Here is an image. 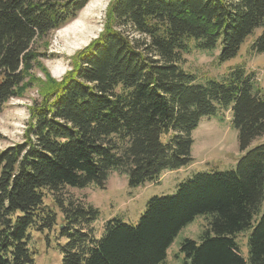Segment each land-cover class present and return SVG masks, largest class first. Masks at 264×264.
I'll use <instances>...</instances> for the list:
<instances>
[{
	"label": "trees",
	"instance_id": "obj_1",
	"mask_svg": "<svg viewBox=\"0 0 264 264\" xmlns=\"http://www.w3.org/2000/svg\"><path fill=\"white\" fill-rule=\"evenodd\" d=\"M89 2L0 0V107L24 86L36 40L75 21ZM258 29L251 50L264 54V0H114L100 36L60 82L43 85L23 143L0 153V264H35L29 230L57 224L46 192L62 209V264H162L199 216L207 228L199 242H183L185 264H264V144L233 171L200 173L175 195L152 198L136 225L108 220L100 237L99 210L62 195L105 189L113 172L137 188L190 166L201 120L227 111L246 152L264 136L256 75L239 66L201 85L181 64L192 41L202 51L221 42L219 60L229 61ZM250 229L246 259L236 238Z\"/></svg>",
	"mask_w": 264,
	"mask_h": 264
},
{
	"label": "rangeland",
	"instance_id": "obj_2",
	"mask_svg": "<svg viewBox=\"0 0 264 264\" xmlns=\"http://www.w3.org/2000/svg\"><path fill=\"white\" fill-rule=\"evenodd\" d=\"M113 1L90 0L75 21L36 40L34 49L39 53V57L27 74L24 86H21L17 97L0 107V153L8 147L23 143L32 107L43 99V85H46L49 77L60 82L72 69L76 54L100 36L104 30L109 5ZM261 34L262 29H258L242 46L237 57L226 62L219 60L223 49L221 42L213 50L202 51L196 49L195 42L192 41L191 52L184 55L181 66L201 85L211 80H220L232 69L242 66L247 73L256 75L254 92L264 98V54H256L251 50ZM192 138L193 163L181 171L167 172L161 181L131 188L126 175L113 172L105 189L93 184L85 189L66 188L62 195L66 199L81 200L99 210L100 217L94 223V228L96 236L100 237L108 220L119 219L126 224L136 225L152 198L175 195L181 184L197 174L233 171L247 152L264 144V136H261L246 152H242L238 132L232 124L231 111L225 112L224 116L219 114L217 117L202 119ZM169 140L170 136L163 137V142L168 143ZM44 203L56 213L57 224L52 230L45 232L31 228L30 249L34 254L35 264H62L61 248L68 242L60 236L63 224L62 209L55 194L46 192ZM206 228V217H197L176 237L167 252L166 261L162 264H185V253L181 250L183 242L186 239L199 242ZM252 231L247 230L236 238L246 259Z\"/></svg>",
	"mask_w": 264,
	"mask_h": 264
},
{
	"label": "crops",
	"instance_id": "obj_3",
	"mask_svg": "<svg viewBox=\"0 0 264 264\" xmlns=\"http://www.w3.org/2000/svg\"><path fill=\"white\" fill-rule=\"evenodd\" d=\"M181 170H183V169H181ZM181 170H178V171H181ZM187 170H188V169H187ZM165 174H166V173H165ZM165 174H164L163 176H165ZM163 176H162V177H163ZM162 177H161V179H162ZM161 179H160L159 181H161Z\"/></svg>",
	"mask_w": 264,
	"mask_h": 264
},
{
	"label": "bare ground",
	"instance_id": "obj_4",
	"mask_svg": "<svg viewBox=\"0 0 264 264\" xmlns=\"http://www.w3.org/2000/svg\"><path fill=\"white\" fill-rule=\"evenodd\" d=\"M82 44V43H81Z\"/></svg>",
	"mask_w": 264,
	"mask_h": 264
}]
</instances>
